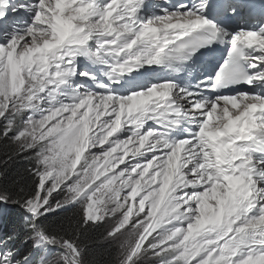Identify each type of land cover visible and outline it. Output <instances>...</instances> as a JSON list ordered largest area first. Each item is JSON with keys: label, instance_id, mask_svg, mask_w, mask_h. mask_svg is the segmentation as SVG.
<instances>
[{"label": "snow or ice", "instance_id": "1", "mask_svg": "<svg viewBox=\"0 0 264 264\" xmlns=\"http://www.w3.org/2000/svg\"><path fill=\"white\" fill-rule=\"evenodd\" d=\"M0 145V264H264V0H0Z\"/></svg>", "mask_w": 264, "mask_h": 264}, {"label": "trees", "instance_id": "2", "mask_svg": "<svg viewBox=\"0 0 264 264\" xmlns=\"http://www.w3.org/2000/svg\"><path fill=\"white\" fill-rule=\"evenodd\" d=\"M3 153L4 148L0 145V186L11 187L13 180H19L23 176L28 165L23 157L7 161ZM5 161L7 163H4ZM16 216L18 217H11L8 223L11 228L19 222L20 214ZM100 232H103V229L90 232L83 240L82 246L86 249V264H115L118 249L114 243L108 244L102 240Z\"/></svg>", "mask_w": 264, "mask_h": 264}, {"label": "rangeland", "instance_id": "3", "mask_svg": "<svg viewBox=\"0 0 264 264\" xmlns=\"http://www.w3.org/2000/svg\"><path fill=\"white\" fill-rule=\"evenodd\" d=\"M114 244L116 245L117 249H119V245L117 243H114Z\"/></svg>", "mask_w": 264, "mask_h": 264}]
</instances>
